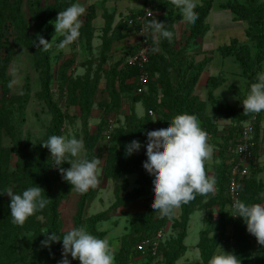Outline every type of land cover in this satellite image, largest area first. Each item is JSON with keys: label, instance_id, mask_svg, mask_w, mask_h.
Segmentation results:
<instances>
[{"label": "trees", "instance_id": "1", "mask_svg": "<svg viewBox=\"0 0 264 264\" xmlns=\"http://www.w3.org/2000/svg\"><path fill=\"white\" fill-rule=\"evenodd\" d=\"M156 10L160 13L159 21L166 24V27L174 32L171 43L167 40H161L159 46L163 49L162 53H152L150 50L149 62L145 69L149 73V81L146 84V90L143 94L133 95L130 105V114L125 116V125L116 128L110 134V155L107 166L105 168V176L113 180H124L130 174H134L140 167L142 162L147 159L143 144L146 143L147 137L145 132L153 130L152 116H159L170 121L171 117L179 113H189L195 115L201 127L206 130L208 137L215 136L218 128L214 117L208 113L209 107L213 110L214 115L222 117H233L235 110L229 103L215 96V91L226 82L223 74L209 78L207 82V99L200 100L194 90L205 66L209 63V58L196 63L189 58V64L184 68L179 63L180 52L175 49L177 37L175 36V25L182 21L179 11L171 4V0H157ZM27 2V8L34 22V29H30L24 13L23 6ZM40 0H0V83L3 87V96H6L9 78L7 70L12 57V51L8 49L7 54L3 56L5 30L7 28L8 17L12 20L16 29L18 40L31 52L34 61V67L39 74L40 92L38 98L42 101L51 116V121L47 129L45 138L39 141L33 151H29L24 147L15 133L14 119L17 114L24 115L30 98L31 85L27 79L22 92L16 101L3 102L0 107V192L13 183L16 187L13 192L20 193L27 187L38 185L42 190L45 198H50L46 208L41 212L29 217L22 225H15L11 222L9 200H6L5 193L0 194V264H49L50 261L45 258H32L26 254L32 251L33 247L28 242L27 234L29 232H40L39 226L36 224V217L46 212L48 219V231H55L58 235L63 234L62 222L60 215V206L63 201L69 198L72 186L64 181L56 191L54 184V172L52 166V158L48 149L41 145L50 135H61L65 122V113L59 103L54 99L52 85L54 73L51 63L52 49L43 51L38 48L37 37L42 36L46 41H51L55 37L54 22L57 14L68 7L74 0H53V3L46 6H39ZM212 0H205L202 4H196L194 9L198 13V19L195 24H188L189 41L188 46L196 45L199 40L203 39L209 31L207 18L212 9ZM223 7L234 15L235 21L245 23V34L249 40L255 42L256 51L253 54L247 43H242L238 39H232L228 45L219 48V53L223 57H232L241 69V75L247 79L248 83L255 82L257 72L261 69V63L264 61V2L260 0H246L245 4L228 1L222 4ZM8 15V16H7ZM96 17L94 6L89 8L86 15L85 27L87 30V46L92 47L94 30L92 22ZM104 36L103 45L110 48L113 43L125 37L123 29L127 24L128 17L121 20L114 26L115 14L105 11L104 14ZM129 27V26H128ZM135 30H139L140 26L136 25ZM148 39L152 45V39L148 34ZM187 48V49H189ZM7 50V49H6ZM136 51V46L132 47L130 55ZM129 55V56H130ZM74 60L67 59L62 62L57 74L58 90L66 99L68 107L78 106L81 111V119L84 122L85 139H89L90 132L86 129L89 115L95 104V96L98 88L99 73H96V79L91 78L90 69L83 77L72 78L68 72L73 66ZM120 64H114L109 71L105 73L106 87L110 103L105 106L107 113L113 112L120 104V95L122 90L133 92L138 85L139 68L130 66L128 63L120 69ZM132 79L133 82H128ZM120 83V87H118ZM230 89L236 94H240V89L234 85ZM141 102L146 109L144 117H138L135 105ZM152 111L153 115L149 112ZM255 115L254 130L252 137L251 153L252 158L258 157V139L260 132V117ZM243 116L240 120L245 119ZM250 118V119H251ZM165 124V125H166ZM243 129V128H242ZM4 131L11 138L12 148L6 151L2 147V138ZM242 132V130H241ZM241 136V133H240ZM91 139L93 137L91 136ZM139 140L142 147L130 157L125 156V145L132 140ZM240 139V138H239ZM239 141L235 143L238 144ZM16 157V171L8 173V164L10 155ZM235 159V158H234ZM223 162L216 171L214 180L218 185V198L220 205H231V200L225 196L228 191V183L230 179V167L233 160ZM64 168L70 167L68 162L61 165ZM60 174V172H59ZM145 175H148L145 173ZM249 174L239 183L240 200L246 203H258V190L255 189L254 181H247ZM61 176V174H60ZM62 177V176H61ZM151 184V183H150ZM143 195L141 189H134L125 194V196L117 201L114 207H126L137 201ZM200 195H196L195 199L187 204H182V209L190 213L191 207L196 205L200 200ZM225 209V208H224ZM106 219V213H99L90 218L93 227L102 220ZM234 219L235 235L234 246L231 253L237 256L240 264H249L251 261L252 244L249 239V233L246 231V224L241 217ZM220 228L216 236L209 237L208 230H204L200 235V243L198 248L200 256L204 264H208L209 259L213 256L220 241H228L226 235L225 213L223 208L220 212ZM167 219L157 215L151 207L145 212L133 213L129 222L130 236L126 237L121 249L114 256V264H129L133 257L139 256L144 250H139L137 246L145 240L154 238L159 231L166 226ZM92 234L103 239L104 232H98L93 229ZM132 237V239H131ZM21 240L27 241L19 244ZM174 253H167L166 264H175L182 258L186 252V247L181 243ZM54 255L51 260L58 264L61 260L59 251L62 247V241L53 243ZM135 247V248H134ZM152 252L151 247L147 249ZM146 253V252H145ZM75 260L73 264H79ZM261 263V262H260Z\"/></svg>", "mask_w": 264, "mask_h": 264}, {"label": "rangeland", "instance_id": "2", "mask_svg": "<svg viewBox=\"0 0 264 264\" xmlns=\"http://www.w3.org/2000/svg\"><path fill=\"white\" fill-rule=\"evenodd\" d=\"M205 0H195L196 4H202ZM233 1L241 4H245L246 0H212L213 11L207 23L212 29L218 27H227L228 15L231 16V12L223 7V3ZM263 1L264 0H260ZM85 6L86 12L82 17V27L80 29V36L71 45L66 46L64 49L57 51L55 48L52 50L51 63L54 73L52 91L54 99L59 103L60 107L65 113V122L62 129V134L66 138L72 136L83 141V151L78 158L92 159L96 158L99 161L100 177L99 183L95 189H89L86 193H79L73 189L69 195V198L62 202L59 210L62 222V232L70 230L73 227L86 226L90 233L93 229L98 232H104V238H107L111 246V250L114 254L119 252L126 237L130 236L129 222L131 213L125 211V207H114L113 205L120 201L125 194L131 192L134 189H141L143 195L135 202H140L143 197L148 196L145 200L149 199L151 202L153 193L151 191V178L150 175H145L146 171L143 167H140L134 174H137L138 188H133L134 185H130L127 179L113 180L105 176V168L108 163L110 155V134L118 127L125 125V116L130 114V105L133 95L143 94L146 87L142 88L136 86L133 92L122 90L120 95V104L113 112L107 113L105 106L110 103L108 93L105 91L106 79L105 73L114 64H120L122 69L127 64L128 57L130 55L131 48H127L124 45L126 42H120L117 47V43H113L110 48L107 49L103 45L105 11L108 13L117 14V20H114V26L121 20V18L131 15L141 14L144 15L146 9L152 6L147 22L153 19L159 21L160 13L156 10L158 5L157 0H80ZM53 3V0H40L39 6L46 7ZM94 6L95 11H98L97 18L92 22V28L94 30V37L92 40V47L89 49L87 46V30L85 27L86 15L89 12V8ZM115 10V11H114ZM24 16L29 23L30 29H34V22L30 16L27 8V2L23 6ZM128 13V14H127ZM8 16V15H7ZM125 25L123 32L125 39L129 36L128 32L133 27ZM145 21V24L147 23ZM245 24V23H244ZM7 28L5 30V41L3 56L7 54L8 49L12 51V57L7 70L9 83L14 81L13 86L10 88L7 86L6 96H3V87L0 83V107L4 103L9 101H16L20 96L22 89L29 79L31 85V98L28 107L24 115L17 114L14 119L15 133L19 137L22 145L29 151H33V147L41 140L45 138L47 129L49 127L51 116L47 111L44 103L39 100L38 93L40 92V80L39 74L34 67L33 56L29 49L22 45L18 40L16 29L12 20L8 17ZM246 25V24H245ZM139 31V30H138ZM175 36L178 41L175 44V49L180 52L179 63L186 68L189 62L193 59L195 53L189 48V30L187 23L180 21L175 25ZM211 32V34H212ZM244 32V30H243ZM245 33V32H244ZM150 38L152 39L149 31ZM62 37L56 34L53 42H59ZM207 39V38H206ZM243 41L250 46L253 54L256 51L255 42L248 39L246 34L243 37ZM120 41V40H119ZM244 43V42H242ZM125 46V47H123ZM189 48V49H187ZM197 48V47H196ZM7 49V50H6ZM163 49L159 46L157 53H162ZM192 56V58H191ZM216 56H219L218 53ZM224 58L223 71L227 78L226 82L215 91V96L226 100L230 106L235 110L233 117H222L213 114V110L209 107L208 113L211 114L216 122L218 133L215 136L208 137V143L213 145L214 152L210 160L205 163V169L208 174L213 178L219 166L225 161L229 162L235 158V143L239 141L240 133L244 125H246L253 114H245L242 106V99L246 96L250 84L247 79L241 75V69L237 62L232 57ZM191 61H189V59ZM73 59L74 64L70 68L68 74L72 78L83 77L90 69L91 78L96 79V73H99L98 88L95 96V104L92 108V112L88 118V124L86 129L89 130L91 136L86 141L84 122L81 119V111L78 106L68 107L66 105V99L63 94L58 90L57 74L60 65L64 60ZM261 70H264V61L261 63ZM128 82H133L132 79ZM8 83V85H9ZM236 86L240 89V94L236 95L230 86ZM120 87V83H118ZM136 114L138 117H144L146 109L141 102L135 105ZM243 116L246 118L240 120ZM260 117V132L258 139V157L251 158L249 162L250 175L247 181L255 182V189L258 190V203L264 202L259 197L261 193H264V112L259 113ZM153 120L154 129L165 126V120L155 115L151 117ZM2 147L6 151H10L12 148L11 138L6 135L5 131L2 138ZM74 158V159H78ZM53 164V161H52ZM16 157L14 154L10 155L8 164V173H14L16 171ZM54 172V184L56 191L64 182L59 174L58 168L53 167ZM16 187V184H11L6 191ZM135 187V186H134ZM218 185L215 181V191L201 196L199 202L191 207L190 213L182 209V205L177 208L174 216L169 219L167 217H161L167 219L166 226L162 229L163 237L159 242V248L157 253L149 255L146 245L139 243L137 246L139 250H145L139 256L133 257L129 264H166V254L169 252L174 253L178 249V244L181 243L186 247V252L182 258H180L175 264H204L200 256V250L198 244L200 243V235L204 230H208L209 237L216 236L220 228V212L223 208L225 213L226 223V235L228 241H220L214 254H221L223 251L231 252L234 246V219L231 205H220L218 198ZM225 196L227 194L225 193ZM6 200L10 197L5 193ZM144 200V199H143ZM134 203V202H133ZM150 208V206L148 207ZM147 208V209H148ZM225 208V209H224ZM99 213H106V219L99 222L93 227V224L89 221L90 218ZM48 219L46 212L41 213L36 217V224L40 228V232H29L26 236L28 242L32 245V251L26 253L29 256V260L32 258H45L50 261L49 264L54 263L51 258L54 255L53 243L50 247H43L41 241L46 238L44 232H48ZM132 239V237H131ZM249 239L252 244V255L249 264H264V245L257 243L256 238L249 234ZM27 241L21 240L19 244H24ZM134 247V248H135ZM62 247L59 251L60 258L62 259ZM146 252V253H145ZM261 262V263H260ZM80 264V263H79Z\"/></svg>", "mask_w": 264, "mask_h": 264}, {"label": "clouds", "instance_id": "3", "mask_svg": "<svg viewBox=\"0 0 264 264\" xmlns=\"http://www.w3.org/2000/svg\"><path fill=\"white\" fill-rule=\"evenodd\" d=\"M183 22L195 24L198 13L195 0H171ZM86 12L80 0H74L68 7L57 14L54 24L55 34L62 37L59 42L46 41L37 37L36 46L43 51L55 48L57 51L71 45L80 36L82 17ZM150 31L152 36L151 52L159 51L160 41L172 42L174 32L166 24L156 19L148 21L140 34ZM14 81L9 83L13 86ZM245 114L264 112V70L258 71L255 82L251 83L246 96L242 99ZM146 143L143 144L147 159L142 167L152 177V200L150 207L161 217L171 219L175 210L182 204H187L196 195L206 196L215 191V180L206 172L205 163L213 156L214 147L208 143V134L198 118L189 113H179L171 117L165 126L145 132ZM41 145L51 154L53 167H57L62 179L68 182L72 189L86 193L95 189L99 183V161L78 158L83 151V141L72 136L50 135ZM142 147L139 140H132L125 145V156L130 157ZM78 158V159H74ZM65 162L70 167L64 168ZM38 185L27 187L20 193L11 188L0 194L7 193L10 197L9 208L11 222L22 226L29 217L44 210L49 203V197L42 195ZM264 201V193L259 197ZM231 208L233 217H241L246 224V231L253 235L257 243L264 245V202L246 203L235 199ZM46 238L41 241L43 247L62 241V259L58 264H71L68 256L78 260L80 264H114V254L107 238L101 239L89 232L86 226L73 227L62 236L55 231L44 232ZM208 264H240L237 256L223 251L213 255Z\"/></svg>", "mask_w": 264, "mask_h": 264}, {"label": "crops", "instance_id": "4", "mask_svg": "<svg viewBox=\"0 0 264 264\" xmlns=\"http://www.w3.org/2000/svg\"><path fill=\"white\" fill-rule=\"evenodd\" d=\"M151 8L152 6L148 7L144 14H146L147 12H150ZM212 11H213V8L211 9L209 16L211 15ZM96 14L98 15V11H96ZM97 15H96V18H97ZM227 15H228V21H229L227 23V27H218L214 29V31L212 32V29H210V26H209V31L207 32L205 37L199 40L196 45H193L191 47V50L193 51V53H195L193 59L195 60L196 63H199L207 58H209L210 60L209 63H207V65L205 66L201 76L199 77V80L194 90V94L202 101L207 99V82L209 78L213 76H218L220 74H223L225 76V73L223 71L225 59L221 57L222 55L219 53V48H221L224 45H228L232 39H238L240 42H245L243 41L244 40L243 37L245 35L244 33L245 24L241 21H235L233 14H231V16H229V14ZM117 18L118 17L116 14L115 21L117 20ZM128 32H130L128 37H126L123 40L115 42L117 43L116 44L117 47L119 46L120 42H126L124 45H126L127 48H132L134 46H136L137 48L141 40V35L138 33L137 30H135V28L130 29ZM217 53L219 56H216ZM146 174H149V173L146 172ZM137 177H138L137 174H130L126 177L128 183L130 185L135 186V187L133 186V188L139 187L136 182ZM149 177L152 179L151 175ZM151 189H152V184H151ZM147 197L148 196L143 197L140 202H134V203L129 204L128 206L124 208L125 211L131 214L145 212L150 205L149 199L145 200ZM176 212L177 211H175V213Z\"/></svg>", "mask_w": 264, "mask_h": 264}, {"label": "built area", "instance_id": "5", "mask_svg": "<svg viewBox=\"0 0 264 264\" xmlns=\"http://www.w3.org/2000/svg\"><path fill=\"white\" fill-rule=\"evenodd\" d=\"M151 16L150 12L144 15L137 14L131 15L128 20L129 27H135L139 25L142 28L147 22L148 18ZM140 28L138 33L140 34ZM149 31H145L144 35H141V40L136 48V51L128 57L127 63L130 66H135L139 68L138 86L144 88L149 81V73L146 71L145 66L149 62V55L151 50V44L148 39ZM153 115V112H149ZM255 115L250 119V121L243 126L241 136L238 144L235 146V159L230 167V179L228 183L227 196L231 200V204L235 199H240L239 196V183L249 174V162L252 158L251 146L252 137L254 130ZM236 218V217H233ZM163 237V231H159L158 234L149 240H145L142 244L146 245L147 248L151 247L152 254H156L159 248V242ZM145 251V250H144ZM71 264L75 262L71 256H68Z\"/></svg>", "mask_w": 264, "mask_h": 264}]
</instances>
